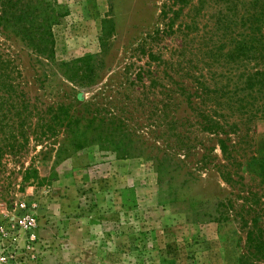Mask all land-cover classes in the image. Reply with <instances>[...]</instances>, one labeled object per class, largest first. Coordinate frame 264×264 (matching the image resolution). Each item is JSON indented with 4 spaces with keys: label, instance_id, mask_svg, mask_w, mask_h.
<instances>
[{
    "label": "rangeland",
    "instance_id": "374dc122",
    "mask_svg": "<svg viewBox=\"0 0 264 264\" xmlns=\"http://www.w3.org/2000/svg\"><path fill=\"white\" fill-rule=\"evenodd\" d=\"M167 6L0 0V51L33 108L21 149L0 166V264H264L243 255L254 219L264 239V119L218 99L238 124L227 165L187 104L199 102L187 97L189 68L208 75L216 61L207 52L213 2L189 34L192 6ZM171 116L184 123L183 149H172ZM16 127H0V138Z\"/></svg>",
    "mask_w": 264,
    "mask_h": 264
},
{
    "label": "trees",
    "instance_id": "16d2710c",
    "mask_svg": "<svg viewBox=\"0 0 264 264\" xmlns=\"http://www.w3.org/2000/svg\"><path fill=\"white\" fill-rule=\"evenodd\" d=\"M192 1L172 0V6L178 5L180 11L186 6H192L190 22L186 23L189 34V31L198 29L196 16L202 12L208 1L213 2V13L209 17L214 19L217 28L207 31V34H211L209 40L212 43L207 52L209 57L216 60L220 69H213L215 62L206 63L208 75L189 68L187 75L195 83L196 89L194 92H188L187 97L197 96L199 102L188 100L187 104L195 113L196 124L199 125L201 132L213 136L222 156L228 161L227 165H231L235 147L234 143H230L229 135L236 132L238 124L230 121L229 112H221L216 106L218 99L223 98L224 104L229 105L233 112H241L245 119L251 120L255 117L264 119V0H197L196 5ZM163 12L165 17L166 12ZM173 16H177L176 11L173 12ZM173 20H169L168 26H171ZM158 36L157 31L154 38ZM232 71H239L235 74L234 80L233 76H230ZM142 73L143 71L139 69V77ZM19 74L18 66L14 64L10 55L0 51V127L3 129L8 124L17 126L12 133L1 131L0 166L7 151L17 152L21 149L19 138L26 136L23 125L33 113V108L29 109L32 107L31 102L18 90V84H14V78ZM220 78L226 80L225 84ZM258 101L261 102L257 103ZM185 120L188 121L187 118ZM167 122V129L172 130L171 135L174 134L176 137L172 149H183L186 146L185 136L177 129L184 126V123L174 116L167 119ZM220 135L225 137L221 138ZM10 139L13 141L9 142ZM213 150L214 148L211 152ZM163 161L164 159L158 161L156 165L161 175L164 173ZM223 167L222 178L231 183L229 170L226 165ZM258 167L260 177L264 178V157L259 160ZM238 215L244 220V215L240 211ZM252 222L246 233V253L243 255L264 260L262 229L256 219ZM246 223L244 220L245 225Z\"/></svg>",
    "mask_w": 264,
    "mask_h": 264
}]
</instances>
